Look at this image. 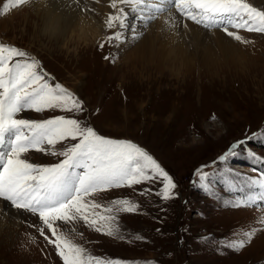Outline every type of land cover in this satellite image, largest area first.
I'll list each match as a JSON object with an SVG mask.
<instances>
[{
    "label": "rangeland",
    "instance_id": "obj_1",
    "mask_svg": "<svg viewBox=\"0 0 264 264\" xmlns=\"http://www.w3.org/2000/svg\"><path fill=\"white\" fill-rule=\"evenodd\" d=\"M28 1L4 13L7 0H0V42L34 56L50 84L59 83L74 92L87 109L86 113L76 114L77 118L87 119L105 137L130 140L145 149L173 178L178 194L174 199L162 200L156 195L159 181L97 194L94 199L101 204L129 198L140 207L134 213L118 215V236L98 233L82 221L76 223L71 233L76 243L94 256L139 264L146 260L155 264H264V230L258 231L243 249L224 246L242 229L264 228L257 223L264 216L260 207L233 208L227 204L248 191L243 177L255 178L264 172V34L240 30L239 34L250 41L245 44L234 39L246 52L242 56L219 55L203 64L199 54L191 60L190 69L175 74L152 70L141 76L129 60H116L118 42L99 47L117 29L102 28L92 42L88 39L78 44L73 37L68 46L54 49L48 40L34 34L38 22L34 17L38 14L29 5L34 0ZM247 2L264 10V0ZM175 14L173 7L151 23ZM144 22L147 24L129 12L125 34L142 38L149 30ZM211 30L233 40L221 29ZM123 41L127 42L126 38ZM57 115L70 114L59 109L42 113L26 110L18 118L42 120ZM123 117L129 118L126 126L117 122ZM254 133V138L246 139ZM241 140L246 141L244 151L236 149L235 157L218 160ZM29 156L34 163L57 162L35 151ZM230 162L255 172L246 174L231 167ZM201 166L210 173L211 192L200 187L197 169ZM145 189L151 191L142 194ZM1 201L5 206L6 202ZM6 216L17 227L13 226V234L0 233V264H63L54 246L37 230L42 226L38 216L10 207ZM46 235L50 236L47 230Z\"/></svg>",
    "mask_w": 264,
    "mask_h": 264
},
{
    "label": "snow or ice",
    "instance_id": "obj_2",
    "mask_svg": "<svg viewBox=\"0 0 264 264\" xmlns=\"http://www.w3.org/2000/svg\"><path fill=\"white\" fill-rule=\"evenodd\" d=\"M27 2L7 0L3 12ZM109 6L114 11L107 14L105 27L119 30L107 36L100 48L105 43L125 39L124 29L128 27L129 19L126 6L138 19L148 23L174 7L182 19L177 21L170 17L171 27L183 24L187 28L184 21L190 20L205 29H221L227 36L245 44L250 41L239 34L240 30L264 34V10L247 0H109ZM133 34L137 35L135 29ZM39 68L40 62L34 56L15 45L0 42V200L6 202L3 210L10 207L38 216L42 226L37 230L48 244L54 246L63 264H139L92 255L71 237L75 232L74 225L82 221L98 233L118 236V215L134 213L140 205L129 198H116L105 205L94 197L113 188L159 181L156 195L167 201L178 195L174 191L173 178L136 143L105 137L87 119L77 118L76 114L87 112L83 101L63 85L50 84ZM55 109L70 115L42 120L18 118L26 110L42 113ZM245 142L232 144L218 160L224 162L235 157L236 149ZM33 151L54 157L57 162H31L29 154ZM249 155L257 158L253 153ZM205 167L197 169L200 187L211 192L210 173L204 171ZM243 179L248 191L240 198L228 201V206H264V172L255 178ZM150 191L145 189L142 194ZM257 223L264 225V216L259 217ZM46 230L50 236L46 235ZM261 230L264 228L242 229L224 246L232 250L243 249ZM79 235L83 236L82 233ZM118 238L123 239L122 236ZM135 238L144 239L142 236ZM143 264L155 262L146 260Z\"/></svg>",
    "mask_w": 264,
    "mask_h": 264
},
{
    "label": "bare ground",
    "instance_id": "obj_3",
    "mask_svg": "<svg viewBox=\"0 0 264 264\" xmlns=\"http://www.w3.org/2000/svg\"><path fill=\"white\" fill-rule=\"evenodd\" d=\"M30 3L29 5L36 10L34 14H38L34 17L38 21L35 22L34 34L40 38L44 37L54 49L68 46L67 42L73 37L78 44L88 39L92 42L102 33V28H106L104 21L107 14L114 11L109 6V0H98V2L97 0H34ZM125 10L131 12L127 6ZM170 17H175L177 21L182 19L177 13L158 18L155 23L144 22L149 30L142 38H133L126 33L127 42H118L114 49L116 60H129L142 76L149 75L152 70L161 73L163 70L170 71L175 74L181 69H190L191 60L199 54L200 61L205 64L213 58H218L219 55L242 56L246 53L244 49L239 48L234 39L229 40L215 30L208 32L200 29L190 20L186 22L187 28H184L183 24L173 28L170 26ZM32 27L29 28L33 29ZM117 122L126 126L129 118L123 117ZM3 209L5 206L0 200L1 236H4V232L13 234V226L17 227L16 224H12Z\"/></svg>",
    "mask_w": 264,
    "mask_h": 264
}]
</instances>
